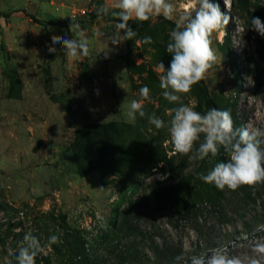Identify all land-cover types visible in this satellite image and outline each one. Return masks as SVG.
<instances>
[{"label": "rangeland", "instance_id": "1", "mask_svg": "<svg viewBox=\"0 0 264 264\" xmlns=\"http://www.w3.org/2000/svg\"><path fill=\"white\" fill-rule=\"evenodd\" d=\"M117 2L0 0V264L6 258L16 264L9 250L16 252L28 232L42 243L60 238L36 264H111L118 251L128 264H160L182 254L177 264H190L188 257L209 253L207 244L226 233L236 238L229 254L239 256L251 254L249 241L264 237V226L258 235L243 228L250 215L264 214V198L238 217L218 208L198 218L156 210V191L207 174L228 156L221 148L215 158L191 160L175 151L167 127L157 130L139 117L135 125L126 122L131 99L166 125L179 106L162 95L159 63L167 69L172 59L166 46L175 27L167 21L175 23L191 0H168L176 8L173 20L156 16L129 25L137 35L114 45L117 18L90 15L100 6L118 11ZM210 2L227 13L224 0ZM228 8L233 19L212 36L216 65L181 99L201 113L228 110L239 127L264 128V37L250 26L251 17L264 22V0H228ZM71 24L79 29L71 32ZM81 30L94 61L68 57L52 44L53 35L79 39ZM147 36L152 43H144ZM144 86L149 100H141ZM202 141L203 135L194 150ZM131 226L135 232L127 235Z\"/></svg>", "mask_w": 264, "mask_h": 264}, {"label": "clouds", "instance_id": "2", "mask_svg": "<svg viewBox=\"0 0 264 264\" xmlns=\"http://www.w3.org/2000/svg\"><path fill=\"white\" fill-rule=\"evenodd\" d=\"M227 13L222 12L218 3L210 0H191L183 15L175 22V28L169 33L170 40L166 51L171 54L170 66L165 69L159 63V69L164 73L159 77V87L162 95L169 103H178L179 106L171 109V119L168 125L154 112L149 114L144 110L140 100L127 101L124 117L127 123L135 125L137 118H146L148 123L157 130L167 127L170 141L175 151L182 155H189L191 160L203 161L206 158H215L221 148L228 156L226 162L217 163L207 174L199 173L198 178L206 184H214L220 190L225 188L235 191L241 186L254 188L264 183V128L251 129L248 126H234L230 111L212 107L205 113L195 111L193 107L182 102L181 94L191 92L192 87L205 79L206 73L213 69L217 62L216 50L213 48L212 36L229 24L233 17L230 15L228 0H224ZM118 11L111 15L119 22L116 24L117 34L110 37L114 45L124 40H132L137 30L129 26V21H148L154 16H163L166 20H173L175 6L168 0H118L114 5ZM98 15H108L109 9L100 6ZM194 14V15H193ZM236 24V18L234 20ZM237 25V24H236ZM252 30L264 37V22L259 17H251ZM79 29V25H70ZM123 31V35H121ZM79 39H66L63 36L53 35L52 44H61V49L68 57L83 56L94 61L89 51V44L83 38V31ZM147 36L144 43H152ZM48 51L54 53L55 47L49 46ZM99 94L97 90V95ZM141 100L150 99V89L144 86L139 89ZM126 101V100H125ZM125 101L121 105L124 107ZM198 147L194 146L201 140ZM60 242L59 236L53 234L42 243L40 238L31 232L26 233L19 242L16 252L9 250L8 256H15L16 264H36V257ZM250 255H230L227 248L211 249L209 253L192 255L187 259L190 264H264V237L249 241ZM182 255L176 260H184ZM5 264H12L6 258Z\"/></svg>", "mask_w": 264, "mask_h": 264}, {"label": "trees", "instance_id": "3", "mask_svg": "<svg viewBox=\"0 0 264 264\" xmlns=\"http://www.w3.org/2000/svg\"><path fill=\"white\" fill-rule=\"evenodd\" d=\"M11 13L3 14V16H8ZM90 16L93 20L103 15L92 13ZM109 16H112L111 12L109 13ZM30 18L37 22L35 17ZM148 21L140 22L132 20L129 21V25L144 24ZM167 22L175 27V23L171 21ZM63 26L66 27L67 23H64ZM234 126L239 127L238 123L236 122H234ZM77 136L83 135L81 132H79ZM75 146L80 147L81 144H79V142H75ZM198 174L199 173L190 174L177 184L165 186L156 191L154 195L156 210L168 207L174 211V215L178 216V218H198L199 214H202L203 211H206L207 209L218 208L222 210L224 209L226 212L228 210V212L231 213L233 217H238L240 211L244 210L250 204L256 203L258 199L264 198V183L258 184L254 188L249 186H241L235 191L229 190L227 188L220 190L215 187L214 184H206L201 181L198 178ZM230 222V220L227 221V223ZM243 226L246 231H250L249 233L245 234L252 233L254 235H258L260 233L259 230L262 226H264V214L259 215L254 213V215H250L249 219L243 222ZM127 232H129L127 235H131L135 232V227L131 226L127 228ZM240 234L243 235V233ZM229 244L230 247H233L236 244V238L235 236L226 233L223 235L222 241L220 243H208L205 249L206 251H210L211 249L215 248H227ZM115 248H117V246ZM114 251L115 250L112 252ZM81 256V263H83L86 261V255L82 254ZM177 262L176 256H170L166 261L160 264H177ZM111 264H128V262L124 256V253L122 251H118L117 253H114V260ZM186 264L188 263L186 262Z\"/></svg>", "mask_w": 264, "mask_h": 264}]
</instances>
